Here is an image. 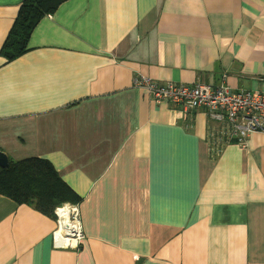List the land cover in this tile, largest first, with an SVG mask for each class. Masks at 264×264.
Segmentation results:
<instances>
[{
	"label": "crops",
	"instance_id": "obj_1",
	"mask_svg": "<svg viewBox=\"0 0 264 264\" xmlns=\"http://www.w3.org/2000/svg\"><path fill=\"white\" fill-rule=\"evenodd\" d=\"M24 0H0V51ZM264 93V0H66L0 55V152L51 163L84 240L0 196V264H264V134L134 80Z\"/></svg>",
	"mask_w": 264,
	"mask_h": 264
},
{
	"label": "built area",
	"instance_id": "obj_2",
	"mask_svg": "<svg viewBox=\"0 0 264 264\" xmlns=\"http://www.w3.org/2000/svg\"><path fill=\"white\" fill-rule=\"evenodd\" d=\"M134 85L145 90L154 103L178 105L185 112L205 109L210 120L228 122L232 137L242 148L248 135L264 134V93H233L201 83L162 85L144 76L137 77ZM53 216L55 230L52 233V247L77 250L84 240L78 205L62 204L54 209Z\"/></svg>",
	"mask_w": 264,
	"mask_h": 264
},
{
	"label": "trees",
	"instance_id": "obj_3",
	"mask_svg": "<svg viewBox=\"0 0 264 264\" xmlns=\"http://www.w3.org/2000/svg\"><path fill=\"white\" fill-rule=\"evenodd\" d=\"M66 0H24L14 24L1 48L0 55L9 62L21 56L27 48L31 32L46 15L52 14ZM0 196L18 205L33 207L42 215L54 218V209L62 204L78 205L80 197L66 185L47 160L31 158L8 160L0 168Z\"/></svg>",
	"mask_w": 264,
	"mask_h": 264
},
{
	"label": "water",
	"instance_id": "obj_4",
	"mask_svg": "<svg viewBox=\"0 0 264 264\" xmlns=\"http://www.w3.org/2000/svg\"><path fill=\"white\" fill-rule=\"evenodd\" d=\"M8 167V158L4 153L0 152V168L6 169Z\"/></svg>",
	"mask_w": 264,
	"mask_h": 264
},
{
	"label": "rangeland",
	"instance_id": "obj_5",
	"mask_svg": "<svg viewBox=\"0 0 264 264\" xmlns=\"http://www.w3.org/2000/svg\"><path fill=\"white\" fill-rule=\"evenodd\" d=\"M71 204V203H70Z\"/></svg>",
	"mask_w": 264,
	"mask_h": 264
}]
</instances>
